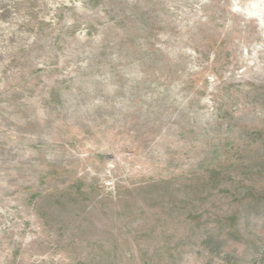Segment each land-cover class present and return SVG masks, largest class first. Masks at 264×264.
Instances as JSON below:
<instances>
[{
    "label": "rangeland",
    "instance_id": "1",
    "mask_svg": "<svg viewBox=\"0 0 264 264\" xmlns=\"http://www.w3.org/2000/svg\"><path fill=\"white\" fill-rule=\"evenodd\" d=\"M0 264H264V0H0Z\"/></svg>",
    "mask_w": 264,
    "mask_h": 264
},
{
    "label": "bare ground",
    "instance_id": "2",
    "mask_svg": "<svg viewBox=\"0 0 264 264\" xmlns=\"http://www.w3.org/2000/svg\"><path fill=\"white\" fill-rule=\"evenodd\" d=\"M233 14H234V13H233ZM256 15H260V14H256ZM256 15H255V16H256ZM256 19H257V18H256Z\"/></svg>",
    "mask_w": 264,
    "mask_h": 264
}]
</instances>
